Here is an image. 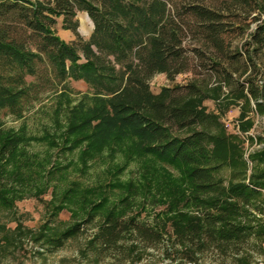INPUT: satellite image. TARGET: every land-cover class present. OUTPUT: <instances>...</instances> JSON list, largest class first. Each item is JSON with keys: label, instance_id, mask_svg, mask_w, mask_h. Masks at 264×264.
I'll return each instance as SVG.
<instances>
[{"label": "trees", "instance_id": "1", "mask_svg": "<svg viewBox=\"0 0 264 264\" xmlns=\"http://www.w3.org/2000/svg\"><path fill=\"white\" fill-rule=\"evenodd\" d=\"M81 12L93 22L87 40L78 33ZM259 15L264 16V0H0V112L20 119L43 93L60 91L54 132L43 140L53 147L54 139L61 138L63 152L80 148V170L104 150L127 147L130 155L179 173L175 178L160 174L159 168L146 169L137 183L115 180L101 187L125 189L116 199L101 188L82 190L75 181L56 200L52 187V214L68 207L72 222L52 236L43 226L47 244L58 250L95 221L98 229L90 247L98 256L116 248L126 235L138 242L125 253L133 255L140 244L152 248L164 239L166 224L173 245L192 256L209 249L226 253L264 236V211L255 205L259 199L264 203V168L248 181L224 186L217 173L236 156L228 137L205 131L182 135L213 118L204 104L208 97L195 84L182 95L175 94L181 86L156 94L150 84L156 74L175 81L197 70L219 84L233 82L240 65L255 66L264 47V18ZM59 20L75 34L74 41L57 34ZM252 22L258 23L245 38ZM69 80L89 87L76 103ZM238 85L248 102L261 93L252 78ZM38 139L25 126L9 129L0 120V211L13 209L26 195L40 199L62 174L61 165L51 162L47 167L50 159L42 161L29 152ZM256 154L264 163V151ZM148 205H167L158 215L165 227L130 214Z\"/></svg>", "mask_w": 264, "mask_h": 264}, {"label": "rangeland", "instance_id": "2", "mask_svg": "<svg viewBox=\"0 0 264 264\" xmlns=\"http://www.w3.org/2000/svg\"><path fill=\"white\" fill-rule=\"evenodd\" d=\"M258 17L264 18L263 15ZM249 18L251 21L253 16ZM77 22L79 35L87 40L93 31L92 20L86 12H81L77 16ZM257 23H251L248 36L245 38H249ZM56 32L66 42L76 39L72 31L63 29L61 20L56 26ZM244 40H238L235 46L241 48ZM254 60L255 66L252 67L246 65L243 67L241 64L239 72L233 77L234 81L228 84H219L216 78L200 70L179 75L175 81L169 80L165 74H156L150 80L151 89L156 94L165 87L175 88L176 86L182 88L176 90L175 94H186L187 86L195 84L198 90L208 97L204 104L207 107V113L213 118L206 125L193 127L182 135L192 131H205L211 136L228 137L226 140L228 147L232 148L231 151L236 156L217 173V177L224 186L243 180L248 181L254 172L264 168V163L261 161L263 159L256 154L264 151V47L258 51ZM250 78L255 80L261 91L258 98L254 99L257 103L256 111L253 110L251 102L239 94V82ZM29 80L33 79L29 78ZM68 86L72 103H76L82 94L89 92L88 85L82 81L69 80ZM59 93L60 91L57 94L52 91L43 93L20 119L7 111L0 112V120L5 128L18 130L25 126L30 135L39 138L28 147L29 152L36 154L39 160L50 159L47 167L51 162H56L63 168L62 174L54 177L49 192L40 199L26 195L15 202L13 209L0 211V227L3 226V229L0 228V264H264V236L252 237L248 244L232 248L226 253L213 249L196 256L182 253L179 251L180 248L175 247L174 242L170 240L172 229L169 224L163 228V217L158 219V215L166 210L167 205L158 207L148 205L144 210L136 209L130 213L131 215L138 213L141 221L149 225L156 222L166 231L161 242L147 250L142 249L143 244H140V250L133 255L125 253L131 248L132 242L137 241L130 235L124 236L116 248L104 250L100 256L95 254L90 247V240L97 233V221L87 226L78 236L68 240L58 250L47 244L46 239H42L45 234L42 230L43 226L48 227L45 231L46 235L52 236L63 231L72 222V212L68 207L58 216L52 214L49 206V202L54 200L51 193L52 187H55L58 194L56 200H59L64 190L75 181L81 184L82 190L101 188L105 185L108 187L109 183L115 180L137 183L146 169L153 171L155 168L161 170L160 174L179 177L175 168L165 164L159 166V163L153 159L130 155L126 151L127 147L121 151L116 150L117 147L104 150L88 163L87 168L82 167L80 170L81 165L78 164L81 156L80 148L72 153L63 152L61 138L54 139L57 146L53 147L43 140L47 133L54 132V112ZM243 115L245 118L242 120ZM242 124L247 125V128L242 130ZM120 167L122 171L116 175ZM101 190L107 192L112 199H116L125 191V189L117 188L112 190L101 188ZM262 194L261 200H264V189ZM255 205L264 211V203L260 202V199Z\"/></svg>", "mask_w": 264, "mask_h": 264}, {"label": "built area", "instance_id": "3", "mask_svg": "<svg viewBox=\"0 0 264 264\" xmlns=\"http://www.w3.org/2000/svg\"><path fill=\"white\" fill-rule=\"evenodd\" d=\"M251 98V97H250ZM251 105L253 107V110L256 111V108H257V103L254 101V99L251 98ZM238 130L240 131L239 127H238Z\"/></svg>", "mask_w": 264, "mask_h": 264}]
</instances>
